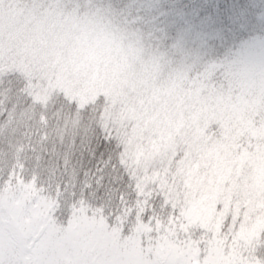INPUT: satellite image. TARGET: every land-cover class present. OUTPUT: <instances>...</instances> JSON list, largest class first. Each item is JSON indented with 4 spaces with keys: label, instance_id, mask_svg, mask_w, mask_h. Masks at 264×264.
<instances>
[{
    "label": "snow or ice",
    "instance_id": "6c2138e0",
    "mask_svg": "<svg viewBox=\"0 0 264 264\" xmlns=\"http://www.w3.org/2000/svg\"><path fill=\"white\" fill-rule=\"evenodd\" d=\"M0 264H264V0H0Z\"/></svg>",
    "mask_w": 264,
    "mask_h": 264
},
{
    "label": "rangeland",
    "instance_id": "374dc122",
    "mask_svg": "<svg viewBox=\"0 0 264 264\" xmlns=\"http://www.w3.org/2000/svg\"><path fill=\"white\" fill-rule=\"evenodd\" d=\"M129 2L135 5V4L139 3V2H141V0H129Z\"/></svg>",
    "mask_w": 264,
    "mask_h": 264
}]
</instances>
